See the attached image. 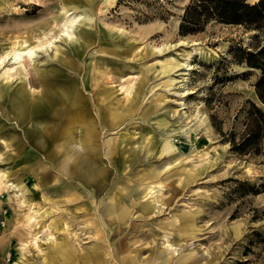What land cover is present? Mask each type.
<instances>
[{
    "label": "rangeland",
    "instance_id": "1",
    "mask_svg": "<svg viewBox=\"0 0 264 264\" xmlns=\"http://www.w3.org/2000/svg\"><path fill=\"white\" fill-rule=\"evenodd\" d=\"M187 2L0 0V264H264V156L228 140L253 31L180 34ZM23 97L40 146L5 124Z\"/></svg>",
    "mask_w": 264,
    "mask_h": 264
},
{
    "label": "trees",
    "instance_id": "2",
    "mask_svg": "<svg viewBox=\"0 0 264 264\" xmlns=\"http://www.w3.org/2000/svg\"><path fill=\"white\" fill-rule=\"evenodd\" d=\"M212 22L235 25L244 31H253L246 46L232 49V60L249 70L257 71L253 83L256 101L248 100L244 127L236 138L231 132V149L240 154L264 156V0H188L180 17V34L203 31ZM241 194H258L264 190V181L258 186L240 185Z\"/></svg>",
    "mask_w": 264,
    "mask_h": 264
},
{
    "label": "crops",
    "instance_id": "3",
    "mask_svg": "<svg viewBox=\"0 0 264 264\" xmlns=\"http://www.w3.org/2000/svg\"><path fill=\"white\" fill-rule=\"evenodd\" d=\"M23 100H25V103H26L24 110H20V111L17 110L16 115L12 118L13 121H9V122L6 121L5 124L6 125L9 124L7 126L11 128L10 130L14 131V134L12 136L14 138H17V140H20L21 134H22L24 136V139L26 141H29L28 143H26L28 146L31 147V143L33 145L34 141H36L37 145L40 146V144L38 143V140L41 138H39V136L42 137L43 139L45 135H40L39 132L40 130H42V128L40 129V127L35 125V122L33 119L34 111H33V107L31 106L32 100L26 99V97ZM18 102H19V99L17 98L14 99L13 101V104H15L14 108L18 107L17 106ZM2 118L5 120L9 119L7 115L2 116ZM13 131H11V134L13 133ZM18 131H20L21 134L18 133Z\"/></svg>",
    "mask_w": 264,
    "mask_h": 264
},
{
    "label": "bare ground",
    "instance_id": "4",
    "mask_svg": "<svg viewBox=\"0 0 264 264\" xmlns=\"http://www.w3.org/2000/svg\"><path fill=\"white\" fill-rule=\"evenodd\" d=\"M253 1V0H252ZM63 11H65L66 13L68 12V9L67 8H64V10ZM64 12V13H65ZM69 13V12H68ZM80 15H75V14H73V15H70V13L67 15V16H65L64 17V19H63V24H66V25H73V24H76L79 20H80V17H79ZM49 43H50V41H49ZM34 51H35V49L33 48V47H23V48H19V49H15L14 51H13V53H12V56H13V60L14 61H12V62H14V63H20L21 62V58L23 57V55H28V57H31L32 55H34L33 53H34ZM6 56V55H5ZM2 58V57H1ZM33 58V57H32ZM3 59V58H2ZM1 59V60H2ZM169 61H171V60H169ZM165 62H168V61H165ZM160 63H164L163 61H161ZM14 66H12V67H10V69H12ZM7 68V67H6ZM9 71V70H8ZM8 73V72H7ZM128 87V86H127ZM23 98H25V97H23ZM46 98H47V94H46ZM48 99V101L50 100L49 98H47ZM46 101V100H45ZM47 101V102H48ZM47 102L46 103H43V104H41V106H40V110L39 111H41V110H43L44 109V107H45V105H47ZM33 106H35V103L34 104H32V107ZM80 119V118H79ZM84 126V125H83ZM46 130V128L42 131H40V135H46L48 132H46L45 131ZM85 130V129H84ZM83 130V131H84ZM78 154V153H77ZM74 158H76V157H74ZM76 163V162H75ZM78 163V162H77ZM76 163V164H77ZM87 163V162H86ZM90 165V164H89ZM88 165V166H89ZM91 166V165H90ZM90 171V170H89ZM69 173V172H68ZM83 173V172H82ZM76 175V174H75ZM83 175V174H82ZM87 176V175H86ZM92 176V175H91ZM93 178V177H92ZM187 255V254H186ZM185 255V256H186ZM184 256V257H185ZM191 261V260H190Z\"/></svg>",
    "mask_w": 264,
    "mask_h": 264
}]
</instances>
